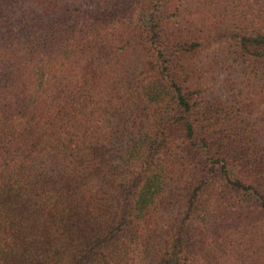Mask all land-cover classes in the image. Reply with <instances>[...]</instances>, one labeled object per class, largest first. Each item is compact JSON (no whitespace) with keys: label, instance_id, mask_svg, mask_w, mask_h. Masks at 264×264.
Masks as SVG:
<instances>
[{"label":"trees","instance_id":"16d2710c","mask_svg":"<svg viewBox=\"0 0 264 264\" xmlns=\"http://www.w3.org/2000/svg\"><path fill=\"white\" fill-rule=\"evenodd\" d=\"M0 264H264V0H0Z\"/></svg>","mask_w":264,"mask_h":264}]
</instances>
